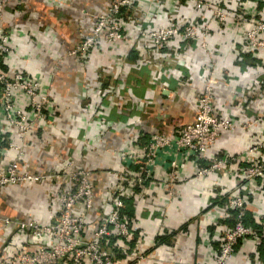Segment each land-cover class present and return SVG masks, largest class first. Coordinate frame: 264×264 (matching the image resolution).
<instances>
[{
  "label": "crops",
  "instance_id": "crops-1",
  "mask_svg": "<svg viewBox=\"0 0 264 264\" xmlns=\"http://www.w3.org/2000/svg\"><path fill=\"white\" fill-rule=\"evenodd\" d=\"M114 0H10L0 16V34L6 33L12 49L10 59H0L8 73L19 67L39 83L41 91L51 95L46 123L38 122L22 144L21 169L31 173L60 171L69 159L92 170L95 207L90 212L84 234L88 240L105 212V200L118 181L113 155L133 136L145 144L151 133L173 132L192 123L196 97L206 82L214 91V107L219 115L233 120L259 123L244 132L225 133L218 140L214 158L241 155L257 141L264 140V51L249 52L243 41L247 26L212 24L210 41L217 52L207 56L195 42L174 39L159 51L149 43L136 40L98 46L84 61L68 57L67 52L91 31L94 17L104 12ZM233 12L254 9L264 20V0H213ZM148 9L151 11L148 12ZM209 15L195 11L177 0H135L134 9L123 12L124 32L139 25L153 30L165 26L183 27ZM87 83V85H85ZM108 94L105 122L109 125L98 147L87 152L80 148L82 118L91 99L92 86ZM148 134V135H147ZM13 131L0 145H19ZM7 147L0 166L14 159ZM180 197L168 201L159 181L134 189L125 206L131 211L129 221L139 228L137 251L145 255L142 264H210L219 249L220 239L232 226L222 208V196L242 189L246 198L248 226L259 229V215L264 211L262 182L244 181L239 170L249 165L250 157L238 165L210 177L194 178L206 163L179 154L176 157ZM161 167V168H160ZM157 174L162 172V166ZM111 170V173H107ZM115 171V172H114ZM113 174V175H112ZM187 177V178H188ZM59 185L45 181L36 185H15L0 189V215L12 219L37 220L55 224L60 214ZM163 238L162 241H157ZM13 225L0 224V258L7 250L23 242ZM30 245V240L26 242ZM6 254V255H5ZM261 246L250 240L237 246L232 264H256L263 261ZM115 264H130L123 255Z\"/></svg>",
  "mask_w": 264,
  "mask_h": 264
},
{
  "label": "built area",
  "instance_id": "built-area-1",
  "mask_svg": "<svg viewBox=\"0 0 264 264\" xmlns=\"http://www.w3.org/2000/svg\"><path fill=\"white\" fill-rule=\"evenodd\" d=\"M10 0H0V16ZM160 0H151L155 5ZM189 5L195 11L209 15L205 19L198 14L197 20L183 27L165 26L149 30L139 25L132 32H124L126 23L123 12L134 9L135 0H114L108 8L94 17L90 33L67 52L68 57H77L81 61L93 54L103 44H114L142 40L159 51L174 39L186 44L195 42L207 56L217 52L210 41L212 24L242 28L247 26L243 41L249 52L264 51V20L254 14L238 9L229 12L213 0H177ZM151 10L148 9V12ZM12 49L6 33L0 34V59H10ZM87 85V83L85 84ZM92 86L91 99L82 118V138L80 148L86 151L98 147L97 144L108 129L105 122L108 94ZM214 91L206 82L200 89L193 105L195 117L192 123L181 125L173 132L147 134L146 143L140 144L138 136L124 142L113 155L119 163L116 170L118 181L105 200V212L96 225L90 239L84 234L92 221L90 212L95 207V189L92 170L83 164L77 165L71 158L60 171L31 173L21 169L24 156L22 144L33 132L38 122L46 123V113L51 101L49 92L41 91L39 83L28 77L21 68L16 67L8 75L0 67V140L8 139L13 131L21 142L8 144L15 151L13 160L0 166V189L15 185H36L51 181L59 185L58 201L60 214L55 224H44L37 220H20L0 215L1 225H13L24 243L7 250L0 258V264H115L118 256L129 259L130 264H142L145 255L137 251L141 238L139 228L131 223L122 211L125 200L133 198L134 189L153 181L161 182L165 187L168 201L180 197L176 185L190 181L188 176H179L180 165L176 159L186 154L205 166L194 173V178L210 177L223 172L229 166L238 165L244 157H250L249 165L239 170L244 181L262 182L264 190V140L257 141L241 155L231 154L223 158H214L218 140L225 133L244 132L259 123L263 116L254 120H233L219 115L214 107ZM99 142V144H100ZM0 145V163L7 149ZM162 166V172L157 169ZM161 168V167H160ZM107 170V173H111ZM115 172V171H114ZM113 175V174H112ZM188 177V178H187ZM222 208L232 221L230 229L223 232L220 246L210 264H232L237 246L247 240L261 246L264 254V211L259 215V229L245 225L246 198L242 189L227 192L222 196ZM137 236V238H135ZM30 240V245L26 242ZM133 243L132 247L131 244ZM256 264H264L258 261Z\"/></svg>",
  "mask_w": 264,
  "mask_h": 264
},
{
  "label": "trees",
  "instance_id": "trees-1",
  "mask_svg": "<svg viewBox=\"0 0 264 264\" xmlns=\"http://www.w3.org/2000/svg\"><path fill=\"white\" fill-rule=\"evenodd\" d=\"M200 163L204 165V162H200ZM127 202H129V201L125 200L124 203L126 204ZM122 213H123L124 216H126L127 219H128V217L132 216L131 211L126 206H124V209H123ZM244 223H245V225L248 226L247 219H246V214H245ZM135 238H137V236H135ZM162 239L163 238H158L157 241H162ZM132 245H133V243L131 244V247H132Z\"/></svg>",
  "mask_w": 264,
  "mask_h": 264
}]
</instances>
